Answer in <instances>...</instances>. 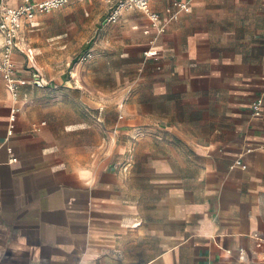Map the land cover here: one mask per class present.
<instances>
[{
    "label": "crops",
    "instance_id": "obj_1",
    "mask_svg": "<svg viewBox=\"0 0 264 264\" xmlns=\"http://www.w3.org/2000/svg\"><path fill=\"white\" fill-rule=\"evenodd\" d=\"M103 1L84 52L94 67L136 71L122 92L94 78L69 102L27 83L8 134L14 102L0 74V264H264V0H179L186 8L161 33L139 10L105 22L114 2ZM41 22L21 28L22 76ZM138 128L148 132L133 140Z\"/></svg>",
    "mask_w": 264,
    "mask_h": 264
},
{
    "label": "rangeland",
    "instance_id": "obj_2",
    "mask_svg": "<svg viewBox=\"0 0 264 264\" xmlns=\"http://www.w3.org/2000/svg\"><path fill=\"white\" fill-rule=\"evenodd\" d=\"M79 2L84 3L88 9L73 11ZM79 2L74 1L41 14V25L29 31L30 43L25 48L33 60L29 65V59L26 57L25 68H28L31 74L36 73L47 83L44 87H39L40 93H64L70 97L69 102L74 101L73 96L79 93L83 86H90L94 78L105 91L113 94L112 89L122 92V88L126 87L123 81L137 75L134 69L127 68L121 60H115L110 65L99 63L95 67L91 58L79 61L84 50L90 48L89 46L97 39V33L100 31L94 33V30L102 26L101 16H105L107 11V5L103 0ZM120 31L121 28L118 27L113 33L120 36ZM100 103L106 108L108 104L117 106L120 101ZM109 110L111 111L103 114L100 130L109 127L112 125L111 121H114L113 107ZM102 135L103 133H100L101 137ZM99 153L100 156H104L105 150L99 149Z\"/></svg>",
    "mask_w": 264,
    "mask_h": 264
},
{
    "label": "built area",
    "instance_id": "obj_3",
    "mask_svg": "<svg viewBox=\"0 0 264 264\" xmlns=\"http://www.w3.org/2000/svg\"><path fill=\"white\" fill-rule=\"evenodd\" d=\"M70 0H21L20 4L16 7L7 6V0H0V74L5 82L7 91L10 94L14 104L10 108L9 114V128L7 133L10 134L15 121V116L20 110L17 105L19 98V89L27 83H33L37 87H44L47 83L41 79L36 73L30 76H22L18 73L16 63L14 60V52L20 48L21 28L24 23L33 22L38 15L48 13L50 11L61 8L66 5ZM107 3L114 2L112 9L105 19L107 23H116L119 21L123 12L128 10H139L146 14L151 26L155 28L158 33L166 29L168 23L176 18L179 11L184 10L187 6L185 2L179 0L171 1L172 7L166 9V16H160L159 13L151 9V0H105ZM145 57H152L156 55V50L152 47L144 50ZM92 57V52L87 50L79 57V61L87 60ZM263 100L258 98L253 104V114L259 116L262 111ZM148 131L143 128L136 129L131 138H137L146 135ZM264 149V144L260 147ZM10 152V150H8ZM250 151V149H247ZM17 160L15 156H10L9 162L13 163ZM128 164L123 168L126 169ZM233 166H238L242 169L246 165L237 157ZM115 167V166H114ZM240 252H243L240 249Z\"/></svg>",
    "mask_w": 264,
    "mask_h": 264
},
{
    "label": "trees",
    "instance_id": "obj_4",
    "mask_svg": "<svg viewBox=\"0 0 264 264\" xmlns=\"http://www.w3.org/2000/svg\"><path fill=\"white\" fill-rule=\"evenodd\" d=\"M89 44V43H88Z\"/></svg>",
    "mask_w": 264,
    "mask_h": 264
}]
</instances>
